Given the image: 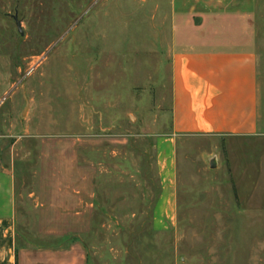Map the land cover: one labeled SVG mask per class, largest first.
I'll return each mask as SVG.
<instances>
[{
  "label": "rangeland",
  "instance_id": "1",
  "mask_svg": "<svg viewBox=\"0 0 264 264\" xmlns=\"http://www.w3.org/2000/svg\"><path fill=\"white\" fill-rule=\"evenodd\" d=\"M168 10L0 0V165L32 188L41 137L91 141L79 149L97 170L88 264H264V131L167 146ZM254 22L264 116V14Z\"/></svg>",
  "mask_w": 264,
  "mask_h": 264
},
{
  "label": "crops",
  "instance_id": "2",
  "mask_svg": "<svg viewBox=\"0 0 264 264\" xmlns=\"http://www.w3.org/2000/svg\"><path fill=\"white\" fill-rule=\"evenodd\" d=\"M170 135L264 131L259 55L251 37L264 0H168ZM89 140L43 136L32 188L0 165V264H88L96 209ZM89 154V150H88ZM20 180V182H19Z\"/></svg>",
  "mask_w": 264,
  "mask_h": 264
},
{
  "label": "water",
  "instance_id": "3",
  "mask_svg": "<svg viewBox=\"0 0 264 264\" xmlns=\"http://www.w3.org/2000/svg\"><path fill=\"white\" fill-rule=\"evenodd\" d=\"M11 17H12L13 20H14V23H15V25H16V29H17L19 35H23V30H22V27H21V21H20V20L18 19V17H17V11H16V9H15L14 14L11 15ZM215 166H216V164H215V160H214V159H211V160L209 161V167H210L211 169H213V168H215Z\"/></svg>",
  "mask_w": 264,
  "mask_h": 264
}]
</instances>
